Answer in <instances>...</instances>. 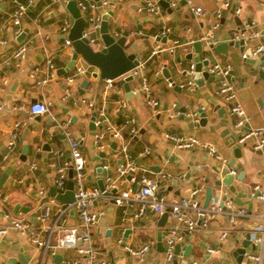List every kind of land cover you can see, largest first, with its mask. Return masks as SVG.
Returning a JSON list of instances; mask_svg holds the SVG:
<instances>
[{
    "label": "crops",
    "instance_id": "0c3cea01",
    "mask_svg": "<svg viewBox=\"0 0 264 264\" xmlns=\"http://www.w3.org/2000/svg\"><path fill=\"white\" fill-rule=\"evenodd\" d=\"M27 4L28 0H18ZM76 2L78 0H75ZM93 10L82 12L85 18L94 14L102 16L111 11L108 16L109 32L118 38L127 31L126 49L136 53L138 61L143 62L137 78L129 82L130 92L114 80V88L104 94L105 79L94 77L95 67H89L77 57L75 64L64 74L58 70L65 68L71 60V48L64 45V34L61 25L64 20L70 21V13L66 9L65 0H34L27 9L22 20V30L25 36L19 40L20 34L14 33L11 14L15 8L13 0H0V39H6L7 44L0 45V62L8 58L11 52L22 42L28 44V52L24 61L11 60L9 64L0 68V161L7 152L6 143L11 128L16 121H25L19 130L17 143L4 165L0 167V174L7 166L15 165L9 175V182L0 190V227L6 225V214H22L33 222L32 213L37 215V206L46 201L49 190L53 186L52 180L57 175L58 168L65 160H70L68 140L63 132L53 125L49 117L35 115L28 120L29 106L38 101L49 102L52 113L60 121L71 118L67 125L69 131L79 141L80 151L85 158V185L98 187L104 184L106 172L101 169L107 164L114 172L121 159L114 155L123 140L127 145L131 157L146 168L147 174L157 182V194L166 201L175 202L181 198L191 197V191L200 185L204 188L196 199L204 206L206 187L212 186L210 203H217L224 197V192L232 199L233 207H242L251 214L247 218H238L233 228L228 227L225 215H218L207 226L198 222L197 229L192 234L185 233L183 226L178 225L171 217L161 221V215L147 210L142 216H134L133 210L124 214L109 196L99 198L95 205L104 212L91 228L92 245L101 256L112 260L115 264H190L197 260L198 264H237L233 252L241 246L247 233L259 236L261 231L256 227L264 221V205L250 195V188L258 183L264 187V152L253 148L254 138H247L239 143L240 132L234 128L236 116L230 111V104L215 93L222 77L210 76L201 86L188 85L187 69L193 61L188 53L199 55L200 60H210L209 65L218 61L229 63L231 72L225 78L234 83L237 98L248 115V123L243 130L250 128H264V76L259 75L258 67L264 69V51L245 59L238 50L226 55L203 43L200 53L194 51L192 39L207 33H213V46L229 41V33L242 32L246 34L258 33L251 37L245 49H252L256 45L264 47V0H192L194 6H200L205 14L198 16L190 11L188 5L177 0L175 7L161 6L159 15H152L139 10L140 0H99ZM158 2L160 0H157ZM106 2V3H105ZM223 2L221 16L216 18L215 9ZM236 9H239L236 12ZM214 22L218 23L213 28ZM247 23H253L247 28ZM163 27H167L165 42L158 40ZM22 31V32H23ZM96 37L92 45L95 49L103 47L100 31L91 32ZM173 35V38H169ZM217 36V37H216ZM162 38V37H161ZM160 38V39H161ZM173 40L189 42L187 49L176 48L173 53L163 52L151 55L156 45L171 43ZM51 59L56 67L55 78L44 86H37L31 72L39 68L37 77L46 75V62ZM232 59L233 64L228 60ZM83 65L85 73L75 75V66ZM166 67L173 81L179 86L176 90L162 73ZM73 76L74 80L68 78ZM145 78L152 89L154 98L159 102V112H153L142 91V80ZM86 79L89 83L82 89L80 83ZM83 91V92H81ZM68 94L67 98L64 96ZM91 101L94 107H104L111 121L118 126L124 124L128 117L135 119V133H129V126L122 127L123 138L113 140L104 138V148L99 150L93 144L95 130H89L87 123L94 111L84 101ZM126 106L121 108L120 102ZM23 104L24 109L15 108ZM180 107L187 112L181 118ZM204 113V117L198 111ZM194 115V116H193ZM77 118L76 122L72 117ZM81 123H85L84 126ZM249 125V126H248ZM194 136L198 140L212 144L216 151L226 160L222 161L203 148H177L166 135ZM23 147H26V160L21 162L19 157ZM240 148V156H235V148ZM58 150L63 157L53 154ZM69 152V158L68 154ZM233 161V169H238L232 181L233 190L226 184L214 186L229 169L228 163ZM36 168H31V163ZM70 171V170H69ZM68 171V180H72ZM243 172L241 180L238 175ZM73 175V174H72ZM175 181V182H173ZM45 189V196L37 191ZM64 188L60 192H64ZM59 191L58 189H56ZM60 203V202H59ZM18 206L17 213L14 207ZM29 208L28 212L22 209ZM55 206L51 207L49 220L41 223L36 218L35 226L41 238L47 237L46 227L51 224L55 215ZM79 224L76 211H69L59 221L60 226ZM171 228H178L185 234V245L191 244L189 256L174 255L167 262L164 252L157 246V234L164 231V237ZM228 228L226 239L220 240L222 229ZM59 232L56 228L51 236L54 243ZM144 245L148 250L142 254L136 252ZM218 249L217 254H209L208 248ZM165 248V247H164ZM259 252L260 247L248 245L246 252ZM66 264L67 261L79 258L84 261L76 248L65 247L54 255L48 250L32 243L24 233L10 230L0 234V264ZM264 259V250H263ZM241 264H253L243 258Z\"/></svg>",
    "mask_w": 264,
    "mask_h": 264
},
{
    "label": "built area",
    "instance_id": "2783aa9c",
    "mask_svg": "<svg viewBox=\"0 0 264 264\" xmlns=\"http://www.w3.org/2000/svg\"><path fill=\"white\" fill-rule=\"evenodd\" d=\"M141 6L139 10L145 11L152 15H159L161 11V6L157 0H140ZM184 1L191 12L198 16L205 14L204 10L200 6H194L192 0H182ZM15 3V8L11 14V23L14 26V33L16 35L22 33V20L26 15L27 9L30 5L34 3V0H28L27 4L20 2L18 0H13ZM106 3V2H105ZM177 0H170V7H175ZM77 5L82 12L87 10H93L96 7V2L94 0H78ZM228 3L223 2L218 6L214 15L216 18L221 16L223 7H227ZM239 9H236L238 12ZM87 20V26L84 29L83 36L86 37L90 43L93 45L96 41V37L92 35L91 32L100 31L101 18L97 15H90ZM253 23H247L246 27L249 28ZM218 23L214 22L213 28H217ZM61 32L64 34V45L71 48L72 54V43L67 37L70 29V21L68 19L64 20L61 25ZM167 27H163L159 34V38L166 36ZM258 35V33H252V36ZM251 34H246L245 32H239L234 35L235 39H251ZM195 39H192L194 42ZM197 40L202 43H206L207 46L213 45V33H207L205 35H200ZM6 39H0V45L7 44ZM189 42H181L179 40H173L171 43H164L156 45L152 51L151 55H155L161 52L173 53L178 47L182 49H187ZM264 51L263 45H256L251 49V55H256ZM28 52V44L26 42L20 43L12 52L11 55L0 62V68L3 65H7L11 60L24 61ZM242 57L245 59L247 57L246 50L242 52ZM85 64H87L85 62ZM143 62L139 61V64L131 71L132 74H139L140 68L143 66ZM87 66L91 67L87 64ZM46 75L43 77H37L36 73L40 71L39 68H34L31 72V76L35 80L37 86L46 85L51 79L55 78L56 67L54 62L49 59L45 66ZM210 76L222 77V81L217 86L215 93L220 95L223 100L230 104V111L235 114L236 119L234 123V128L236 131L240 132L239 143H243L247 138H254L253 148L264 152V128H250L248 130H243V127L248 123V115L244 111L242 105L238 101L236 88L233 82L225 79L231 72V65L229 63H220L218 61L208 65L205 69ZM86 68L83 65L75 66V75L85 73ZM187 73L189 74V79L187 81L188 85H193V76L195 74V64L190 63ZM69 81H73L74 77L68 78ZM105 85L103 93L108 94L115 86L113 79H105ZM142 91L147 103L152 108L153 112H159V102L154 98L152 94V89L148 84L147 80L143 78L142 80ZM68 94L64 96L67 98ZM90 109L94 108L95 120L94 124L98 130L95 131L93 136L94 146L101 150L104 148V138L106 136L111 137L113 140L123 138L122 127L129 126V133H135L137 131L135 127V119L133 117H128L124 124L121 126L115 125L110 117L108 116L106 109L104 107H94L91 101L85 100ZM126 106L125 101L120 102V107ZM18 110L24 109L23 104H17L15 106ZM2 105H0V110ZM29 114L27 119H32L35 115H45L50 118L53 125L60 129L68 140L70 160H65L62 165L57 170V175L53 178V186L62 191L66 187L68 181V171H72V180L74 182V200L69 203H59L55 197L49 196L46 201H42L37 206L36 218L44 223L50 218L51 207L55 206L54 219L50 225L46 227L47 237L41 238L39 236L40 230H38L35 224L31 221L29 217L22 214H6L7 219L6 225L0 227V234L7 233L10 230L18 231L24 233L28 236L29 240L36 246L43 249L46 253L48 250L54 255L58 250L65 247H74L77 249L80 255H83L84 261L81 263L80 259H74L67 261L66 264H115L112 260H108L101 256L99 252L92 245L91 239V228L98 221V218L103 214V210L95 205V202L103 197L109 196L113 203L120 207L124 214L128 211L133 210L134 216H142L148 209L157 212L158 214L168 213L178 225L183 226L185 233L192 234L198 227V222L201 226H207V224L218 215H225L226 221L229 228H233L236 224L238 218H247L251 214L247 209L242 207H233L232 199L226 195L224 192V197L220 202L210 203L206 207L202 206L196 199V196L201 193L204 186L200 185L195 187L191 191V197L181 198L175 202L166 201L162 196L157 194V182L147 174V170L142 165L137 164V162L131 157L128 152L127 145L122 140L120 142L119 148L115 150L114 155L118 156L121 161L115 168L114 172L110 171L107 164H103L101 169L106 172L104 189L101 190L98 187H86L85 185V168L86 161L84 156L80 151L79 141L73 137V134L69 131L67 125L71 122V118L65 121L58 120L52 113L51 104L49 102L38 101L29 106ZM194 116V115H193ZM25 121H16L13 123L9 139L6 143L7 152L3 154L0 161V167L4 165V162L8 160L10 154L12 153L19 136V130ZM169 140L174 143L177 148H203L213 154L216 158L226 164V160L216 151V148L209 143L202 142L194 136H179L168 134L166 135ZM53 154L58 157H63L64 153L62 151L55 150ZM31 168H36V163H31ZM230 173H235L233 169ZM115 190V191H113ZM40 196H45V189L40 187L37 191ZM250 195L264 205V187L260 184L255 183L250 188ZM69 211H76L79 218V224L72 225L69 227L60 226L59 221L61 218L67 214ZM264 218V217H263ZM58 228L59 235L54 243H51V236L54 230ZM261 231V234L257 236L256 234H250V243L254 247H260V251L256 252H245L243 258L245 260L251 261L253 264H264L263 250H264V221L261 225L256 227ZM229 234V229H222L220 232V240L227 238ZM187 241L185 234L180 233L178 228H171L166 232L164 237V257L167 262L171 261L173 257L174 247L176 243H184ZM148 250V245H144L136 253L142 254ZM209 254H217L218 249L208 248ZM190 264H198L197 260H192Z\"/></svg>",
    "mask_w": 264,
    "mask_h": 264
},
{
    "label": "water",
    "instance_id": "95a60500",
    "mask_svg": "<svg viewBox=\"0 0 264 264\" xmlns=\"http://www.w3.org/2000/svg\"><path fill=\"white\" fill-rule=\"evenodd\" d=\"M66 1V9L70 13V29L67 37L70 39L72 43V58L67 63L65 68H61L58 70V73L64 74L75 64V61L78 56L86 62L88 65L95 67L97 69V72L94 73V77H98L99 79H118V83L121 84L125 91L130 92V86L129 82L133 79L137 78V74H132L131 71L139 64V61L136 57V53H131L126 49V37L128 36V32L125 31L122 33V35L118 38H115L112 33L109 32L108 28V16L111 15V11L108 13H105L102 16L101 23H100V39L102 41L103 47L101 49H95L92 45H90L88 39L83 36V32L85 27L87 26V20L82 15L77 2L75 0H65ZM98 1V5H100V1ZM170 0H160L159 3L167 7ZM26 31V30H25ZM25 31H23L20 36L19 40H22V38L25 36ZM242 32H245L243 30ZM230 39L226 42L218 43L217 45L210 47L214 49V52L221 51L224 54L228 55L229 50L234 51L238 50L239 52H243L246 45L250 43V39H235L234 33H229ZM217 37V36H216ZM169 38H173V35H171ZM167 37H162L161 39L158 37V40H161L162 42H165ZM194 42L192 43V46L194 47V51L196 53H200L203 48V43L199 40H197V37H194ZM247 56H251V49H246ZM167 53L163 52V57L166 58ZM189 59H191L195 64V74L193 76V82L194 84L201 86L204 83V80L208 79L210 75L205 70L206 67L209 65V58L200 60L199 55H194L192 52L188 53ZM231 64H233V60H228ZM259 75L261 77L264 76V69H260L258 67ZM162 73L164 77L168 79V81L171 83V85L176 89L179 90V86L173 81L171 74L167 70V68L164 66L162 68ZM88 81L86 79L82 80L80 83V86L82 89H85L88 86ZM83 92V91H81ZM187 112V109L185 107H180V117L184 118L185 113ZM198 113L201 115V117H204V113L201 112V110L198 111ZM95 111L92 112L89 121L87 123V127L89 130H95L96 126L94 124L95 120ZM72 121L76 122L77 118L75 116L72 117ZM82 126L85 125V123H81ZM249 126V125H248ZM26 147H23L21 155L19 157L21 162H24L26 160ZM68 158H69V152H67ZM240 156V148H235V156ZM233 161L231 160L228 165L229 169L226 171L224 176L217 180L214 184V186H219L222 183L229 186L231 190H233L232 181L234 179V174L230 173V170L233 169ZM15 165L7 166L3 172L0 174V190L9 182V175L12 172V169ZM236 172H238V169H233ZM70 177L72 176V171H69ZM243 176V172H240L238 175V180H241ZM175 182V181H173ZM99 189H104V184L102 182H99L98 184ZM64 192L57 191L54 186H52L49 190V195L55 197V199L60 203H69L74 200V182L73 180H68L66 183ZM115 191V190H113ZM205 201H204V207H206L210 199L212 197V186L206 187L205 190ZM18 206L14 207V213H17ZM25 213L29 211V208L22 209ZM33 222L36 223V213H32ZM168 217V213L165 212L161 215L160 220L163 222ZM164 231H159L157 234V246L161 251H165V248L163 247L161 241L162 237L164 236ZM250 233H247L245 238L241 242V246L238 247L234 252L233 256L235 257V261L237 264H241L243 260V255L247 250V247L250 243ZM183 248L185 251L182 255L189 256L190 250H191V244L185 245L184 243H176L174 247V255L180 254V249ZM59 258V262L61 264H64L61 262L60 256L57 255ZM19 261H21L23 264L25 261L22 259V257H19ZM176 264V263H175Z\"/></svg>",
    "mask_w": 264,
    "mask_h": 264
}]
</instances>
